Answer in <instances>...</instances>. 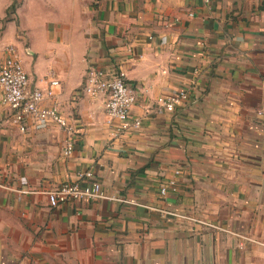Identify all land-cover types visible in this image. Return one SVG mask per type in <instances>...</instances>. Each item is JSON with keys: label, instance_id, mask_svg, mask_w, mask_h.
I'll list each match as a JSON object with an SVG mask.
<instances>
[{"label": "crops", "instance_id": "1", "mask_svg": "<svg viewBox=\"0 0 264 264\" xmlns=\"http://www.w3.org/2000/svg\"><path fill=\"white\" fill-rule=\"evenodd\" d=\"M15 18L0 67L14 45L31 89L58 80L45 105L76 133L65 157V130L29 117L22 132L0 108V264H264V0H21ZM92 66L127 74L141 129L117 133L104 96L82 92ZM85 172L105 198L51 208L46 192Z\"/></svg>", "mask_w": 264, "mask_h": 264}, {"label": "built area", "instance_id": "2", "mask_svg": "<svg viewBox=\"0 0 264 264\" xmlns=\"http://www.w3.org/2000/svg\"><path fill=\"white\" fill-rule=\"evenodd\" d=\"M204 1L209 4L211 0ZM59 86L58 80H51L46 89H31L29 77L18 51L13 46L6 49V58L0 67V108H7L13 113V123L22 132L26 131V121L29 117L40 125L51 123L65 130L69 137L63 155L70 157L74 151L76 126L62 113L56 102L50 106L45 105L48 100L53 101L55 99V89ZM82 92L91 98L104 96V108L109 118V125L113 126L117 133L141 129L142 121L131 116V110L137 102V93L128 82L127 74L124 71L89 67L85 75ZM188 100L189 94L186 91L161 97L156 101L157 113H173L176 108ZM178 174L179 172H177ZM178 191V182L172 178L162 184L160 195L169 197ZM46 195L51 208L84 199L105 198L102 185L94 179L92 172L80 173L77 182L63 183L46 192Z\"/></svg>", "mask_w": 264, "mask_h": 264}, {"label": "rangeland", "instance_id": "3", "mask_svg": "<svg viewBox=\"0 0 264 264\" xmlns=\"http://www.w3.org/2000/svg\"><path fill=\"white\" fill-rule=\"evenodd\" d=\"M20 1L21 0H13V3L15 2L17 6L14 12H13V9L11 8L12 6L11 5L9 9L6 11V16L4 17V19H0V23H2V29L0 30V37H3L5 33L7 32V27L9 26V23L12 21H16L15 15H16V10L19 8ZM29 16H30V13L26 12V17L28 18ZM40 23H41L40 21L38 22V21H35L34 19L32 23H29L28 29L30 31L31 36L33 37V40L35 41L34 48H36L38 53L41 55L40 58H43V61H46L47 57L49 56V51H48L49 46L48 44H46L45 39H44L45 36L42 35V32L39 28ZM50 30H52V28H50ZM14 33H15V36L21 40L20 42H23V44L25 45V49L28 48L29 40H28V37L25 31L19 29L18 27V29ZM7 48L8 47H6V49ZM14 48L17 50L16 46ZM6 49H4L5 54H6Z\"/></svg>", "mask_w": 264, "mask_h": 264}, {"label": "trees", "instance_id": "4", "mask_svg": "<svg viewBox=\"0 0 264 264\" xmlns=\"http://www.w3.org/2000/svg\"><path fill=\"white\" fill-rule=\"evenodd\" d=\"M97 1H100V0H97ZM16 3L14 2L13 4H12V6H11V8L13 9V12H14V10L16 9Z\"/></svg>", "mask_w": 264, "mask_h": 264}]
</instances>
